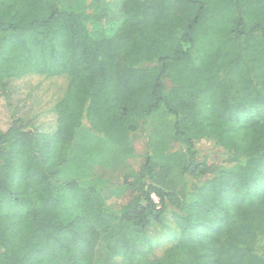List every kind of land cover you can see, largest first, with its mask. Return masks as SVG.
Listing matches in <instances>:
<instances>
[{"label": "trees", "instance_id": "trees-1", "mask_svg": "<svg viewBox=\"0 0 264 264\" xmlns=\"http://www.w3.org/2000/svg\"><path fill=\"white\" fill-rule=\"evenodd\" d=\"M0 97V264H264V0H0Z\"/></svg>", "mask_w": 264, "mask_h": 264}, {"label": "rangeland", "instance_id": "rangeland-1", "mask_svg": "<svg viewBox=\"0 0 264 264\" xmlns=\"http://www.w3.org/2000/svg\"><path fill=\"white\" fill-rule=\"evenodd\" d=\"M52 78H55L52 77ZM19 84H23V82H19ZM50 86V83L47 82ZM59 86H53L58 89ZM60 93V88L58 94ZM7 104L6 100L0 97V119L2 118L5 123L10 119V115L7 113ZM53 116H51V123L53 120ZM50 122V121H48ZM84 133L86 131L84 130ZM197 146L200 147V152L208 153L209 142L205 139L196 141ZM79 151L80 158L84 157V154L87 158H83V160H79L77 155L74 157V162L82 166H90V170H83V172L78 173L81 176H77V171L73 170L71 167H67L63 170V176L61 180L76 177L78 181L88 180L89 182H96L100 186H102L103 196L105 197V201L113 212L120 211L122 205L126 202L128 198V192L125 188V184L123 183V176L128 170H130V166L132 160L125 158V160H120L117 154L110 150L108 158L102 157L96 152H92L90 148H78L76 154ZM218 156V155H217ZM130 165V166H129ZM85 166V167H86ZM87 176V177H86ZM118 229H116L117 233ZM96 264H126L125 259L117 256L111 257L109 252L106 251L104 247H100V250L96 254Z\"/></svg>", "mask_w": 264, "mask_h": 264}, {"label": "built area", "instance_id": "built-area-1", "mask_svg": "<svg viewBox=\"0 0 264 264\" xmlns=\"http://www.w3.org/2000/svg\"><path fill=\"white\" fill-rule=\"evenodd\" d=\"M153 198L155 199V201H157L156 198H155V196H153Z\"/></svg>", "mask_w": 264, "mask_h": 264}]
</instances>
